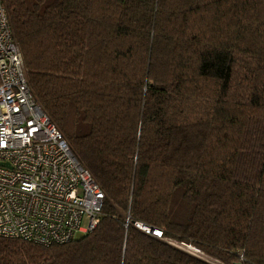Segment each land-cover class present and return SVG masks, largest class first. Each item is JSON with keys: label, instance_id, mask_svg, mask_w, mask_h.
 <instances>
[{"label": "trees", "instance_id": "16d2710c", "mask_svg": "<svg viewBox=\"0 0 264 264\" xmlns=\"http://www.w3.org/2000/svg\"><path fill=\"white\" fill-rule=\"evenodd\" d=\"M5 2L39 103L105 200L70 242L0 236V264H213L171 242L264 264V0Z\"/></svg>", "mask_w": 264, "mask_h": 264}, {"label": "built area", "instance_id": "2783aa9c", "mask_svg": "<svg viewBox=\"0 0 264 264\" xmlns=\"http://www.w3.org/2000/svg\"><path fill=\"white\" fill-rule=\"evenodd\" d=\"M104 200L100 184L39 103L0 0V236L46 246L70 242L97 227ZM176 246L201 256L192 245Z\"/></svg>", "mask_w": 264, "mask_h": 264}, {"label": "water", "instance_id": "95a60500", "mask_svg": "<svg viewBox=\"0 0 264 264\" xmlns=\"http://www.w3.org/2000/svg\"><path fill=\"white\" fill-rule=\"evenodd\" d=\"M199 253H201L202 254V252L199 250V249H196ZM202 256H204L203 254H202ZM202 256H199L200 258H203V259H205V260H207V261H209V262H211V263H213V264H220L219 262H217V261H215V260H212L211 261V259H208V258H205V257H202Z\"/></svg>", "mask_w": 264, "mask_h": 264}, {"label": "rangeland", "instance_id": "374dc122", "mask_svg": "<svg viewBox=\"0 0 264 264\" xmlns=\"http://www.w3.org/2000/svg\"><path fill=\"white\" fill-rule=\"evenodd\" d=\"M171 243H173L174 245H178L177 243H174V242H171ZM199 253V252H198ZM201 256H202V254L201 253H199ZM202 257H205V256H202ZM206 258V257H205ZM212 261V260H211ZM213 262V261H212Z\"/></svg>", "mask_w": 264, "mask_h": 264}]
</instances>
